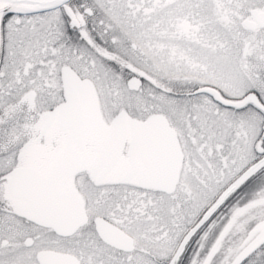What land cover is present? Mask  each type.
Listing matches in <instances>:
<instances>
[{
    "label": "snow or ice",
    "instance_id": "snow-or-ice-1",
    "mask_svg": "<svg viewBox=\"0 0 264 264\" xmlns=\"http://www.w3.org/2000/svg\"><path fill=\"white\" fill-rule=\"evenodd\" d=\"M0 264H264V0H0Z\"/></svg>",
    "mask_w": 264,
    "mask_h": 264
}]
</instances>
